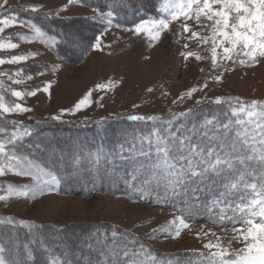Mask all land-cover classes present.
<instances>
[{
  "label": "rangeland",
  "instance_id": "1",
  "mask_svg": "<svg viewBox=\"0 0 264 264\" xmlns=\"http://www.w3.org/2000/svg\"><path fill=\"white\" fill-rule=\"evenodd\" d=\"M124 2L120 0L118 3ZM179 2L164 0L160 7V18L175 11L173 4ZM3 3L4 0H0V4ZM30 6H36L37 11H31ZM94 9L74 0L72 3L69 0H7V5L0 9V13L4 14L0 18L11 16L13 10H21L29 14L50 13L56 19L79 17L88 21L86 24L78 22V25H68L64 30L69 45L65 46L63 54L69 56V60L56 56L54 49L57 45L60 47L59 40L43 31V38L37 36L29 23L17 22L0 33V40L5 44L13 43L14 38L21 41L15 49H0V58L7 61L12 56H27L24 61L0 65V73L9 74L0 76V95L4 96L7 106L19 103L30 109L24 113H0V121L6 122L5 127L9 129L0 134V139L6 140L13 127L30 128L33 136L23 138V148L17 149V155L26 156L37 168L54 174L39 163V152H42L43 146L52 147L59 137L54 135L46 142H38L44 135L36 134L43 129L60 125L95 126L99 121L121 116L159 115L170 118L174 113L213 105L216 98L225 101L220 105H228V101L234 104L237 99L264 103V58H257V62L251 66H248L250 62L246 58L245 65L238 62L232 65L228 61L230 67L227 71L223 68L213 70L210 59L197 60L195 55L185 59L183 53L189 51L202 57L210 56V53L205 50L206 45L188 39L190 33L182 31L183 17L170 23L168 30L153 41L145 32L137 35L128 30L137 23L120 26L112 18L109 24L107 20L99 19V14L107 11ZM188 25L194 31H201L191 20ZM97 38L98 48L94 47ZM28 68L37 73L26 74ZM217 75H221L219 82L215 80ZM15 80L20 83H15ZM109 83L111 88L97 87ZM205 84L207 87H204ZM12 91H21L24 95L17 98L12 96ZM30 91H36V94L28 95ZM188 92H192V95L187 96ZM89 93L88 104L73 112L75 105ZM58 141L62 145V141ZM10 148L11 145L6 144V150ZM56 152L54 148L51 149L48 158L56 155ZM44 179L47 182L41 184L43 192H36L33 196L36 181L31 177H21L7 171L0 176V196L6 197L0 200L3 224L11 218L12 221H29L40 225L113 227L116 232L130 234L158 254L209 256L219 249L205 248V244H218L229 254L244 246L239 238L241 234L235 230L238 227L223 228L204 222L193 223L183 218L188 227L182 228L178 219L181 216L171 211L106 193L65 195L59 192L61 184H54L50 177ZM8 185H12L16 191L27 190L28 195H10ZM177 228H180L179 236H176Z\"/></svg>",
  "mask_w": 264,
  "mask_h": 264
},
{
  "label": "snow or ice",
  "instance_id": "2",
  "mask_svg": "<svg viewBox=\"0 0 264 264\" xmlns=\"http://www.w3.org/2000/svg\"><path fill=\"white\" fill-rule=\"evenodd\" d=\"M72 2L73 0H69V3ZM6 5L7 0H4V3L0 4V9ZM173 7L176 10L168 12L165 18L143 20L128 30L134 31L137 35L145 32L151 40L156 41L161 33L168 30L170 23L183 17L182 31L190 33L189 40H196L206 45L205 50L210 53V56L202 57L198 53L189 51L183 53L185 59L193 55L197 60L210 59L213 70L223 68L227 71L230 67L228 61H231L232 65L237 62L245 65L244 58H246L250 62L248 66H251L257 62V58H264V0H180L179 3L173 4ZM30 10L35 12L37 7L30 6ZM94 11L98 10L94 9ZM165 11H168L167 2ZM0 16L4 14L0 13ZM113 16V11L109 10L100 13L99 19L107 20L111 24ZM189 20L193 21L201 31H194L188 25ZM16 23V15L0 18L2 25L0 33H3L8 26H15ZM30 27L35 30L37 36L44 37L45 34L34 23ZM17 46L16 43L5 44L0 40V49H15ZM98 46L99 38L96 39L94 47L98 48ZM184 47L187 48L188 45L185 44ZM26 59L25 55L12 56L7 61L0 58V65L6 62L18 63ZM3 75L9 74L0 73V76ZM220 79L221 75L215 76L217 82ZM14 82L20 83L19 80ZM97 87L111 88L112 85L109 83L107 86ZM204 87H207V84ZM11 94L17 98H22L24 95L21 91H12ZM27 94L35 95L36 91ZM90 95L89 93L82 98L75 105L73 112L88 104ZM186 95L191 96L192 92ZM224 102L221 98H216L214 101L217 105ZM227 103L231 117L224 112L225 120L214 115L212 119L205 116L202 121H197L195 119L197 113L192 109L179 114L174 113L167 120L159 116L128 117L131 121H160V125L154 127L149 135L135 138L128 147L127 151L133 159L144 158L129 175L132 180L143 175L145 179L140 182L141 190L149 195H155L158 199L187 196L188 207L185 211L188 213L196 210L199 203L198 193L212 192L215 197L213 207L224 203L228 197H235L232 204L221 208L218 215L221 221L227 218L234 224L242 225L235 230L241 234L239 238L242 239L244 246L229 254L227 249H221L218 244H205V248L219 249L206 259L209 260V264H264V103L255 100L245 102L239 99L234 102L235 106L231 101ZM27 111L30 109L19 103L7 106L4 103V96L0 95V113ZM180 117L184 120L173 127L174 122ZM232 117L235 119L233 120ZM5 123L0 121V134L9 131ZM29 135H31L30 128L13 127L6 140L0 139V176H4L7 171L17 176L31 177L36 181L34 196L36 192H43L41 184L47 182L45 177H50L56 185L61 183V179L44 168H37L26 156L17 155V149L23 148V138ZM136 139L139 140V146L135 142ZM6 144L11 145V148L6 150ZM124 151L122 144L119 153L108 154L111 157L108 162L112 163L117 155L120 159H124ZM89 156L91 157L92 154L90 153ZM101 156L100 152L95 154L94 175L98 179L105 178L99 170ZM74 166L79 168L78 160L74 161ZM84 170L92 171L91 168ZM65 178L82 179V176L69 174ZM107 178L113 183L120 179L114 169L113 174ZM8 190L10 195H28L27 190L16 191L12 185H8ZM4 199L5 196H0V200ZM178 219L182 228L188 227L182 217ZM4 222V219L0 218V224ZM8 223H12L11 218H8ZM179 234L180 228H177L176 236ZM112 236L115 238L117 233L113 231ZM132 243L136 241L133 240ZM106 248V251L102 249L99 254L105 259L103 261L97 259L95 264H146L141 256L146 257L149 254L143 244L139 245V250L129 251L126 244L121 245L115 239L112 245H107ZM4 251L5 247L0 241V253ZM227 255L231 258L225 259ZM0 264H6L2 256H0ZM63 264L68 262L63 261ZM89 264L92 262L89 261Z\"/></svg>",
  "mask_w": 264,
  "mask_h": 264
},
{
  "label": "trees",
  "instance_id": "3",
  "mask_svg": "<svg viewBox=\"0 0 264 264\" xmlns=\"http://www.w3.org/2000/svg\"><path fill=\"white\" fill-rule=\"evenodd\" d=\"M85 6L95 9L113 11L114 22L120 26H130L144 19L158 18L159 10L164 0H124L119 4L120 0H74ZM11 15H16L17 20L35 24L43 32L55 37L59 40V45L54 49L56 56L69 60V56L63 54L65 46L69 45L68 36L64 32L66 27L73 26L75 23H88L84 19L76 17L72 19H56L50 13L32 14L21 10H13ZM78 25V24H77ZM59 47V48H58ZM62 50V53L60 51ZM33 67V66H31ZM26 74L31 75L37 73L34 69H27ZM245 102H251L243 100ZM235 106V104H233ZM197 115L195 119L202 121L205 116L212 119L215 115L221 120H225L224 112L231 117V111L228 105H208L201 109H192ZM203 110V113H201ZM179 114V113H176ZM164 120L168 117H161ZM171 118V117H170ZM234 120L235 117H232ZM180 117L174 122L177 125L183 121ZM190 126V121H188ZM160 121H130L128 116L115 117L106 121H99L97 125L68 126L60 125L55 128L41 130L44 137L42 140L47 141L51 136L56 135L58 140L62 141L59 145L58 140L52 144L57 150L56 155L49 156L52 147L43 146V150L39 155V163L52 171L54 175L61 179L60 193L65 195H83L89 196L94 193H106L116 197L124 198L130 202L139 203L145 206L158 208L161 210L171 211L186 221L193 223H208L217 227L231 228L241 227L239 223L234 224L225 218L223 221L219 218L221 208H226L232 204L235 197H228L224 203L213 207L215 197L212 192L198 193L199 203L196 210L191 213L185 211L188 207L187 196H175L169 198L158 199L155 195H149L140 188V182L145 179L143 175L137 176L136 180H132L129 173L133 171L141 162L143 157L132 158L127 151L128 147L133 143L134 139L143 135L147 136L154 127H158ZM54 131V133H52ZM30 136H33L30 135ZM135 142L139 146V140ZM57 143V144H56ZM147 142L145 141V144ZM72 144V145H71ZM124 146V159H120L117 155L112 163H109V153H119L121 145ZM41 146V144H40ZM51 148V149H50ZM102 153L99 161V170L104 179H98L94 175L95 154ZM92 154L90 157L89 154ZM79 161V168L74 166V161ZM91 168L92 171L84 169ZM115 173L119 175L115 183L107 176ZM69 174L75 176L79 174L82 179L68 180ZM230 214V213H229ZM14 220L12 223H5L0 226V241L3 242L5 251L2 256L6 264H95L97 259L103 261L105 257L100 256L101 250H107V245H112L113 240L121 245H127L129 251L139 250V245L143 244L148 250V255L141 256L145 259L146 264H209L206 259L208 255L197 254H176L166 253L158 254L151 250L145 243L138 242L130 234L125 232H116L113 227L100 228L99 226H80L67 225H40L29 221ZM31 225V227H28ZM82 227V228H81ZM115 231L117 236L114 238L112 232ZM135 240L136 243H132ZM87 245V246H86ZM227 259V258H225Z\"/></svg>",
  "mask_w": 264,
  "mask_h": 264
},
{
  "label": "crops",
  "instance_id": "4",
  "mask_svg": "<svg viewBox=\"0 0 264 264\" xmlns=\"http://www.w3.org/2000/svg\"><path fill=\"white\" fill-rule=\"evenodd\" d=\"M17 22L23 24V22H20V21H18V20H17ZM13 40H14L13 43H16L17 45L21 42V41H19L17 38H14Z\"/></svg>",
  "mask_w": 264,
  "mask_h": 264
}]
</instances>
